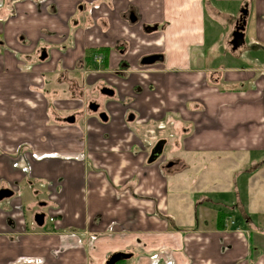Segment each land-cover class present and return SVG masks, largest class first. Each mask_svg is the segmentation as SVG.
Returning <instances> with one entry per match:
<instances>
[{
  "label": "crops",
  "instance_id": "obj_1",
  "mask_svg": "<svg viewBox=\"0 0 264 264\" xmlns=\"http://www.w3.org/2000/svg\"><path fill=\"white\" fill-rule=\"evenodd\" d=\"M245 7V42L233 50ZM209 16L228 21L223 49L208 45ZM92 48L107 51L87 58ZM156 52L162 61L141 64ZM216 53L226 56L211 60ZM239 58L252 64L239 65ZM104 86L114 94H103ZM0 93L2 113L20 119L19 101L27 98L33 139L50 103H69L78 114L59 134L43 120L47 139H22L6 152L0 143V189L14 192L0 201V264H106L117 252L132 255L117 264H264V248L252 239L264 238V0H0ZM91 97L106 120L80 109ZM176 120L172 151L183 167L172 175L162 162H148L132 129ZM16 125L10 132L22 135ZM77 129L90 130L85 148L60 156L77 150ZM51 150L58 156L46 154ZM210 162L232 172V181L202 176ZM201 182L217 196L195 197ZM233 192L234 203L219 197ZM39 209L43 226L34 221Z\"/></svg>",
  "mask_w": 264,
  "mask_h": 264
},
{
  "label": "rangeland",
  "instance_id": "obj_2",
  "mask_svg": "<svg viewBox=\"0 0 264 264\" xmlns=\"http://www.w3.org/2000/svg\"><path fill=\"white\" fill-rule=\"evenodd\" d=\"M208 20L209 21H208L207 25H208V29H209V37L212 40V42L209 41L208 45L212 46V45L215 44L217 46H220V47H218V49H223L224 46H225V43H226L224 41L225 34H226L227 30H229V28H230V26L228 24V21L226 19H224V18H219L218 16H213V17L209 16ZM251 37H252V30L249 29L246 40L251 39ZM240 50H243V47ZM225 56H226V54H224V53H220V54L216 53V55L211 54L210 59L213 60V59H215L217 57L224 59ZM236 62H238L239 65H247V64L251 65L252 64V62L249 59H247V58H239ZM26 85L27 84L25 83V86ZM4 98H5L4 94L0 93V108H5V104L6 103L4 101ZM26 99H23V100L19 101L20 103H23L24 106H25L23 111H22V113H20L21 116L23 117V119L19 118V116H18L19 114H10V113H6V112L2 113V111L0 110V117H1V119H0V143L4 147V152L7 151L5 149H9V150L13 149L14 150L15 148L21 147L19 143H20V141L22 139L24 141H26V140L31 141L33 139V137L31 136L33 134V131L37 132V127H33V123H32V113L30 111L31 110V105L28 103V100H26ZM40 100H41V102H43V104L46 105V102L44 101V99H42V97H40ZM82 101H84V100H82ZM50 104H51L50 105L51 107L49 108L48 113L43 111V112L40 113V117H41L42 121L43 120H45V121L47 120L48 121V123L44 121L45 125L47 124L46 126L44 125V128H46L48 125H50V126L54 125L57 128V133L59 134V131H58L59 128L58 127H64V126L68 125L67 122H65L66 124L63 123V122H64V117H67L69 115L68 113L71 112L70 111V106L71 105L68 103V106H67L63 102L56 103L57 106L52 104V103H50ZM78 104L79 103H75L74 106H77ZM81 105H83V104H81ZM61 108H63V109H61ZM83 112H85V110ZM61 120L63 122H61ZM41 122H39V131H40L39 135L45 130L42 127L40 128ZM167 122L168 123H151V124H149L147 129H145V128L140 129V130L132 129V130H134L133 132L136 133V135H138L142 139L143 144L145 146V150L147 151L146 154H148V152H149V155L151 153L152 148L158 142L159 138H167L168 139V143L165 145V148H164V154H163L162 158L160 160H158V161L162 162V163L159 164V166H161V165L163 166L164 162L166 161V159L169 160V158H172V157L176 158V155L180 156V154H178L176 150L172 151V145H173L172 143L174 141H176V138L178 137L177 134H176L175 128L173 127L172 124L176 125V124H179V123L177 122V120L175 122H173V123L171 121H167ZM37 123H38V120H37ZM37 123H35V124L37 125ZM16 124H19L20 127L25 128V131H24V133L22 135H18L19 132L18 133H14V134H12L10 132V128H15L17 126ZM5 127H6V130H5ZM26 128H27V130H26ZM77 130H78L77 135L79 136V139L78 138L75 139V141H78V144H79V145H75L77 150H75L73 152L71 150H69L68 152H62L60 154V156L63 155L62 157H69V155H74L75 152L76 153H78V152L80 153L82 151V147L85 148L84 141L89 136H91L90 135V130L89 131L87 129L86 130L85 129H77ZM33 135H35V134H33ZM39 135H37V137H34L35 139H33V140H36V139L44 140L45 137H46V139H47V137H50V135L47 133L46 130L40 135V137H39ZM7 136L14 137L15 139H10ZM69 136H72V134H70ZM63 137H65V135H63ZM7 138L9 140V142H10L9 146L3 145ZM51 139L53 140L52 137H51ZM55 141H56V143L60 141V138H59L58 135H57V137H55ZM24 147H27V146H24ZM57 147H58V145H57ZM30 151H31L30 152L31 155L38 154L35 150H30ZM46 154H49L51 156H58L57 150L55 152L53 150H51V152H48ZM258 157H260V158L262 157L264 159V153L261 154ZM188 162L191 164V168H192V166H193L192 165V160H190ZM200 163H202V162H200ZM195 164H197V162H195ZM182 167H183V162H182ZM182 167H179L178 169L175 168V170L172 172L173 173L172 175H176V173ZM188 167H190V166L188 165ZM188 167H184L182 170H180V172L184 171ZM193 167H195V166H193ZM163 169H164V171H162V172L168 173V171L166 172L165 168H163ZM194 171L195 172L196 171L200 172L201 169H199V167L197 165L196 168L194 169ZM110 172L111 173L114 172V173H117V174L121 173L120 171H118V170L114 171L113 169ZM214 172H216L218 174V176L226 177L227 179H230V177L232 175V172L229 173L227 171V168H221V169L213 168L211 162L209 163V166L205 170V172H201L200 174L202 176H205L206 179L209 180V179H211V175H213ZM184 181H187V180L185 179ZM203 181L205 182V179H203ZM245 181H246V178L245 177H241L239 179V184H238V186H239L238 192L241 190V192H242L241 198L242 199H244V196H245ZM189 183L190 182H188V184ZM201 183H199V186L201 188L200 189L201 193H195L194 194L195 197L196 196H203V195H206V194L209 195L210 197L217 196V194L208 192V190H209L208 187L209 186L207 187L206 184L202 183V184L205 185V187H204ZM229 185H230V182L229 183L227 181H223L222 182V186H224V187H227ZM260 185H262V187H264V180L262 181V183ZM219 197L229 200L228 203H234L235 200L237 199V195H236L235 192L231 193V195L219 196ZM222 208L226 209L225 206H223ZM40 211L41 210L39 209L37 212H40ZM30 217H32V216L30 215ZM239 218H240V215L239 214L237 215V212L235 211L233 213V219L237 220ZM261 227L264 228V226H261ZM252 239H253V241H255L254 242L255 245H259L261 248H264L262 246L264 244V238H262V236H253ZM126 261L124 260L121 263H124Z\"/></svg>",
  "mask_w": 264,
  "mask_h": 264
},
{
  "label": "water",
  "instance_id": "obj_3",
  "mask_svg": "<svg viewBox=\"0 0 264 264\" xmlns=\"http://www.w3.org/2000/svg\"><path fill=\"white\" fill-rule=\"evenodd\" d=\"M247 15V8L245 7L244 10L241 11V15L239 19L237 20L236 28L232 33V38H231V46L233 50H237L239 47H241L244 42V29H245V17ZM130 20L132 22H135L137 20V17L135 16V13H131L130 15ZM48 54L45 49L42 50L40 59L45 60L47 58ZM164 59V56L162 54H155V55H149L146 56L142 60L143 65H150V64H155L156 62L162 61ZM105 92V91H104ZM108 94L112 95L113 93L111 91L106 90ZM93 108V107H92ZM93 111L96 110V108L92 109ZM100 118L103 120H106L107 117L105 115L101 114ZM68 122L74 123L75 118L74 116H71L70 118L67 119ZM166 141L165 140H160L158 141L153 149L151 150L150 156H149V162L154 163L159 159V157L163 154L164 151V146H165ZM173 165V162L169 163L167 166L171 167ZM14 195L13 190L9 188H1L0 189V201L10 198ZM44 203H41L43 205ZM45 213L44 212H37L34 216V221L38 226H43L45 223ZM131 254L124 253V252H117L114 253L113 255L110 256V258L107 260L106 264H117L120 261L126 260L131 258Z\"/></svg>",
  "mask_w": 264,
  "mask_h": 264
},
{
  "label": "flooded vegetation",
  "instance_id": "obj_4",
  "mask_svg": "<svg viewBox=\"0 0 264 264\" xmlns=\"http://www.w3.org/2000/svg\"><path fill=\"white\" fill-rule=\"evenodd\" d=\"M130 15H131V13H129L127 17L130 18ZM155 54H160V53H157V52H156V53H150V54H147V55L142 56V58L140 59L141 64H142V60H143L146 56H149V55H155ZM101 61H103V59H101L100 62H101ZM106 90L111 91V92L114 94V90L111 89L110 87H107V86H104L103 88H101L100 91H101L103 94H107L108 96H112V95H113V94H112V95L108 94V92H106ZM104 91H105V92H104ZM78 101H80V100H78ZM81 103H83V105H82V107H81L80 109L84 108V109L88 110L89 112L98 113L99 118H100V115H101V114H103V115H105V117H107V116H106V112H105V110H103V108H102L103 106L101 105V103L98 101V99H97L96 97H91L90 99H88V101L85 100V101H82ZM92 107H93V108H96V110L93 111V110H92V109H93ZM78 113H79V112H78ZM77 115H78L77 113L72 112V113L69 114L67 117H64V121L67 122V123H70V122L67 121V119L70 118L71 116H74L75 121H76ZM126 118H127V121H129V120H134V118H135V114H134L133 112H128ZM159 141H160V140H159ZM152 149H153V148H152ZM163 154H164V151H163ZM163 154L159 157L158 160H160V159L162 158ZM149 156H150V155H149ZM158 160H157V161H158ZM157 161H155V162H157ZM171 162H173V165H172L171 167H168L167 165H168L169 163H171ZM178 165H179V159H178V158H175V157H172V158H169V160L166 159V161L164 162L163 167L165 166V168H166L168 171H172V170H175V168H177Z\"/></svg>",
  "mask_w": 264,
  "mask_h": 264
},
{
  "label": "trees",
  "instance_id": "obj_5",
  "mask_svg": "<svg viewBox=\"0 0 264 264\" xmlns=\"http://www.w3.org/2000/svg\"><path fill=\"white\" fill-rule=\"evenodd\" d=\"M100 51H104L106 53L107 50L105 48H98V49L92 48V49H89V50L86 51V56L88 58L89 57V54H91L92 52L95 53V52H100ZM222 215L224 216V214H222V213H219V215H218V218H219V222L220 223L223 220V216Z\"/></svg>",
  "mask_w": 264,
  "mask_h": 264
},
{
  "label": "built area",
  "instance_id": "obj_6",
  "mask_svg": "<svg viewBox=\"0 0 264 264\" xmlns=\"http://www.w3.org/2000/svg\"><path fill=\"white\" fill-rule=\"evenodd\" d=\"M99 59H101V58H99ZM51 220H53V219H51Z\"/></svg>",
  "mask_w": 264,
  "mask_h": 264
}]
</instances>
